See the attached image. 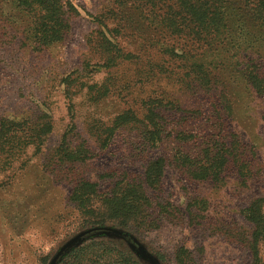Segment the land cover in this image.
Returning a JSON list of instances; mask_svg holds the SVG:
<instances>
[{
  "label": "rangeland",
  "instance_id": "374dc122",
  "mask_svg": "<svg viewBox=\"0 0 264 264\" xmlns=\"http://www.w3.org/2000/svg\"><path fill=\"white\" fill-rule=\"evenodd\" d=\"M70 1L79 10L71 20L70 35L62 43L38 49L24 39L28 19L10 1L0 0V118L19 120L36 117L43 111L54 122V131L45 139L40 154L30 149L20 160L23 166L18 161L12 169L0 171V264H50L68 241L88 231L68 201L71 178L97 182L101 192H106L115 179L142 178L145 162L133 147L138 142L136 132L131 130L119 136L108 150L98 152L96 159L65 168L68 177L53 173L52 158L71 123L63 83L68 76L75 79L72 104L78 133L95 151L97 144L87 129L92 116H102L109 122L128 109L142 116L143 103L150 98H159L167 105L174 103L187 112H200L198 123L191 121L184 131L201 136L217 133L219 118L215 106L220 101V88L207 91L191 79H184L173 62L156 51L162 43L176 47L179 43L148 30L146 24H137L140 30L132 27L126 39L120 41L125 54L134 53L132 59L126 57L110 70L86 73L87 64L95 66L104 62L96 39L100 28L94 17L105 13L110 1ZM131 14L134 22L137 21V13L131 11ZM161 67L166 70L161 71ZM223 74L229 77V69ZM230 80L236 103L235 121L247 149L252 176L242 184L229 172L226 180L217 185L193 181L183 170L170 165L162 193L154 195L153 200L156 204L170 203L179 208V213L174 219H158L151 230L148 225L133 234L134 240L160 264H176L175 253L181 247L190 251L193 264H252L246 242L251 227L243 212L253 199L264 197V97L255 96L245 79L235 73ZM102 84H111L110 95L93 104L90 97L97 92L91 93L90 87ZM167 111L169 121L179 119L174 117L175 111ZM175 145L173 139L167 140L162 154ZM197 199L206 204L193 217L188 210ZM94 243L95 253L107 260L116 262L117 257L125 254L138 264H151L139 256L131 243L117 236H93L72 250ZM68 254L56 264H63ZM83 264L92 263L86 260Z\"/></svg>",
  "mask_w": 264,
  "mask_h": 264
},
{
  "label": "trees",
  "instance_id": "16d2710c",
  "mask_svg": "<svg viewBox=\"0 0 264 264\" xmlns=\"http://www.w3.org/2000/svg\"><path fill=\"white\" fill-rule=\"evenodd\" d=\"M8 1L28 19L23 36L38 49L65 41L72 29V18L79 14L78 8L70 0ZM109 1L110 7L106 12L94 17L100 28L96 39L104 62L95 66L87 64L85 72L91 74L103 69L110 70L120 60L126 57L132 59L134 53L125 54L120 41L126 39L132 27L140 30L137 24H146L148 30L157 31L179 43L178 47L162 43L159 49L154 48L162 58L168 57L173 62L184 79H191L196 86L207 91L220 88V101L215 106L219 125L215 127L217 133L212 136L186 132L183 130L185 125L191 121L198 123L200 112H187L174 103L167 105L159 98H150L143 103L145 112L142 116L132 109L116 114L109 122L102 116H92L87 129L97 144L98 150L95 151L89 141L78 133L72 104L75 79L72 76L65 78L63 83L71 123L52 158V166L55 167L53 173L59 172L57 176L61 178L68 177L65 168L96 159L99 153L108 150L128 130L137 133L138 143L133 147L145 163L141 179H115L106 192L99 190L97 182L77 177L70 179L72 190L68 201L79 214L82 227L94 230L95 235L82 238L60 258L87 239L105 235L127 240L141 258L151 264H160L152 253L134 240L133 234L148 225L151 230L158 219L173 218L179 213V208L170 203L156 204L153 200L154 195L162 193L170 165L183 170L193 181L217 185L226 180L229 172L242 184H246L252 176L247 149L235 121L234 94L229 86L235 73L237 77L245 79L248 89L255 96L264 97V0ZM131 11L138 15L135 22ZM225 69H229L227 78L223 74ZM160 70L166 69L161 67ZM111 84L90 87L91 93L97 92L90 97L93 104L110 95ZM94 87L102 89L97 91ZM167 110L175 111L174 117L179 119L169 121L165 115ZM53 131L52 117L43 111L36 117L31 115L19 120L0 118V171L12 169L30 149L40 154L45 139ZM169 139H173L176 145L162 154ZM205 204V201L194 200L189 214L194 217L195 211L204 209ZM243 213L251 227L246 242L252 264H264V197L253 199ZM96 245L72 250L63 264H83L86 260L92 264H138L125 254L117 257L116 262L111 258L107 260L102 254L95 253ZM161 258L164 261L165 258ZM175 262L193 264L194 259L188 249L181 247L175 253Z\"/></svg>",
  "mask_w": 264,
  "mask_h": 264
},
{
  "label": "water",
  "instance_id": "95a60500",
  "mask_svg": "<svg viewBox=\"0 0 264 264\" xmlns=\"http://www.w3.org/2000/svg\"><path fill=\"white\" fill-rule=\"evenodd\" d=\"M94 232V230H88L85 232L80 233L79 235L75 236L74 238H72L70 241H68L63 247L62 249L57 253V255L53 258V260L51 261L50 264H56L57 260L60 258V256L62 254H64L73 244L77 243L79 240H81L82 238L92 234ZM143 247V246H142ZM144 248V247H143Z\"/></svg>",
  "mask_w": 264,
  "mask_h": 264
}]
</instances>
